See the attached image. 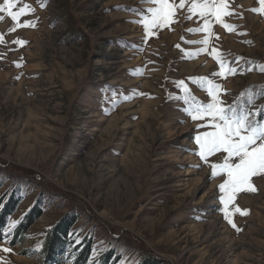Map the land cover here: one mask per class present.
I'll return each mask as SVG.
<instances>
[{
  "label": "rangeland",
  "instance_id": "obj_1",
  "mask_svg": "<svg viewBox=\"0 0 264 264\" xmlns=\"http://www.w3.org/2000/svg\"><path fill=\"white\" fill-rule=\"evenodd\" d=\"M24 5L34 11L17 22L0 10V209L10 196L19 199L0 264L42 262L40 243L64 216L75 219L68 232L75 242L91 240L94 261L110 250V264H264V177L252 178L255 192L221 203L226 174L212 176L196 154L195 137L208 130L198 124L207 121L185 112L193 97L210 99L189 78L220 85L225 105L264 86L256 67L264 65V14L251 10L259 0H231L226 22L235 30L214 23L208 51L194 55L186 53L204 46L186 41L205 33L186 31L202 23L185 19L186 8L145 41L143 26L131 21L147 15L148 0H15L12 10ZM25 20L35 26L9 31ZM213 47L231 67L253 70L213 76L221 71ZM261 105L264 94L246 106ZM34 209L40 215L15 235ZM65 248L57 255L69 264Z\"/></svg>",
  "mask_w": 264,
  "mask_h": 264
},
{
  "label": "snow or ice",
  "instance_id": "obj_2",
  "mask_svg": "<svg viewBox=\"0 0 264 264\" xmlns=\"http://www.w3.org/2000/svg\"><path fill=\"white\" fill-rule=\"evenodd\" d=\"M153 6L147 9V15L139 20L131 21L143 26L145 32V41L155 35L156 30L169 27L178 22V13L187 9L185 19H192L194 16L202 23L197 28H190L188 32H203V39L198 41H186V43H199L204 47L197 50L196 53H186L194 55L201 52H207L210 38L214 35L213 24H220L225 30L234 31L236 26L226 22V17L233 15L231 10V0H148ZM260 8L251 9L252 11L264 14V0H259ZM15 0H4L0 5V10L7 11V15L13 22L26 14V11H34L29 5L20 7L18 11H13ZM43 6V4L41 5ZM3 19V17H0ZM34 27V23L25 20L22 25L14 24L9 31H14L15 27ZM218 38V37H217ZM183 39V37H182ZM3 42V34H0V43ZM248 42V41H246ZM13 43L23 45L26 41L16 40ZM250 43V42H248ZM179 47V45H177ZM210 55H214L220 65L221 71L213 73V76L225 77L226 75H235L238 71H252L253 68L241 69L231 67L230 62L223 58V54L216 48H212ZM237 62L243 60L242 57L235 58ZM249 64L253 63L251 61ZM19 66V65H17ZM261 72H264V65H256ZM226 68V71H225ZM201 84L203 88L207 84V94L209 102L203 103L192 98L191 104L185 108V112L193 120L207 121L206 124H198V128H207L195 137L199 151L196 153L204 163H208L211 168V175L217 176L221 173L226 174L227 178L218 185L222 195L221 203L232 204L235 197L240 192H255L257 189L252 184L253 177H264V120L259 117L264 114V105H261L255 111H248L238 103V101L247 96L246 104H251L258 94H264V86H260L259 92H250L246 90L231 105H225L219 98L221 86L216 84L208 77L189 78ZM177 86L184 85L183 81L175 82ZM187 92V87L184 86ZM215 154L223 156L222 162L210 163L209 157ZM199 167V165H196ZM223 211V209H221ZM236 212L244 215L247 210L235 208ZM224 218L232 227L236 228L233 223L231 214L224 212ZM239 231L238 228H236ZM4 252L11 251L10 248H3Z\"/></svg>",
  "mask_w": 264,
  "mask_h": 264
},
{
  "label": "trees",
  "instance_id": "obj_3",
  "mask_svg": "<svg viewBox=\"0 0 264 264\" xmlns=\"http://www.w3.org/2000/svg\"><path fill=\"white\" fill-rule=\"evenodd\" d=\"M260 86H263V84H260L259 86L254 85L252 87L260 88ZM203 88L207 89V85H204ZM245 91L246 90H244V92ZM256 97H258V95H256L255 98ZM241 105L247 107V104L245 102H243ZM18 200L19 199L10 196L8 200L3 203V206L0 209V240L2 239L3 231L8 226L9 216L15 211ZM0 203H2V201H0ZM32 215L34 216L32 217ZM37 215H40V211L34 209L26 216H23L22 219L14 227L15 235L25 232L29 225L32 223L33 218H35V216ZM74 220V218H68V216H64L57 221L53 228L47 231L46 236H44L43 240L40 243V251L43 261L39 264H65L61 260H59V255H57L59 253H63L62 249L64 247H67L65 249L68 250L67 257L70 258V260L68 261L69 264H94L96 263V261H98L99 264H110L109 262L113 257V251L109 250L105 252L104 254L99 256L96 261H94L91 258V240L82 238L79 242H75V239L71 238L72 236L68 234V232L69 228L73 225ZM17 237L18 236H12L14 243L18 240ZM153 261L154 260H144L143 262L137 264H152Z\"/></svg>",
  "mask_w": 264,
  "mask_h": 264
}]
</instances>
